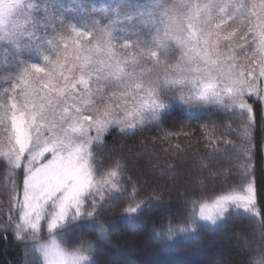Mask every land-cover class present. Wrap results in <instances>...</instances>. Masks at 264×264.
<instances>
[{
  "label": "trees",
  "instance_id": "16d2710c",
  "mask_svg": "<svg viewBox=\"0 0 264 264\" xmlns=\"http://www.w3.org/2000/svg\"><path fill=\"white\" fill-rule=\"evenodd\" d=\"M23 5L26 33L16 44H0V75L38 60L71 65L95 45L137 60L141 48L157 42L164 46L159 61L175 67L171 33L192 6L201 10L221 53L253 69L258 65L255 41L264 28V0H24ZM140 59L135 69L142 73L176 75L168 66L161 70ZM10 81L0 79V85ZM106 88L97 95L104 97ZM176 99H169L156 123L131 131L115 125L91 145L92 184L82 208L53 231L49 222L57 197L38 236L22 223L26 179L47 159L35 163L25 156L21 167L0 159V264H45L38 246L51 238L79 264H264V103L248 96L245 108L197 110ZM249 189L251 208L231 206L213 223L202 221L203 207Z\"/></svg>",
  "mask_w": 264,
  "mask_h": 264
},
{
  "label": "rangeland",
  "instance_id": "374dc122",
  "mask_svg": "<svg viewBox=\"0 0 264 264\" xmlns=\"http://www.w3.org/2000/svg\"><path fill=\"white\" fill-rule=\"evenodd\" d=\"M23 1L0 0V44H16L17 36L26 33ZM200 15L201 10L192 6L183 26L171 33V43L177 47L172 61L175 67L167 65L165 59L159 61L164 46L157 42L141 48L137 60L111 46L95 45L71 65L38 60L16 73L0 75L3 81L11 79L0 85V159L17 167L23 165L25 156L35 163L47 159L30 172L25 182V230L40 234L43 215L56 197L49 231L72 212L80 211L92 184L89 148L101 142L111 127L131 131L152 125L170 107L169 99L181 98L182 104L197 110L210 105L245 108L248 96L264 103V28L255 41V52L260 55L253 69L248 61L239 64L221 53L220 41L211 36L212 30ZM144 58L154 68L170 67L176 75H156L155 69L143 73L136 70L135 64ZM104 88L106 95H97ZM250 192L254 196L249 189L244 195L206 205L200 213L202 221L213 223L231 206L251 208ZM38 250L45 264H79L52 238L41 243ZM172 263L180 264L179 260Z\"/></svg>",
  "mask_w": 264,
  "mask_h": 264
}]
</instances>
